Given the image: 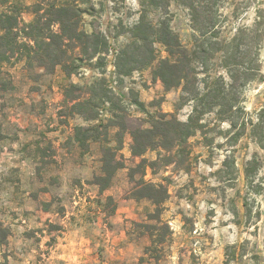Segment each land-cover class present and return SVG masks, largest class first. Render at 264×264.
I'll use <instances>...</instances> for the list:
<instances>
[{
    "label": "rangeland",
    "instance_id": "rangeland-1",
    "mask_svg": "<svg viewBox=\"0 0 264 264\" xmlns=\"http://www.w3.org/2000/svg\"><path fill=\"white\" fill-rule=\"evenodd\" d=\"M68 1L84 11L80 27L103 32L109 50L102 59H89L80 47L70 49L63 54L68 73L53 64L54 50L44 43L30 57L22 44L0 66V239L6 235L0 264H264V149L248 129L234 144L229 139L264 106V35L261 73L241 88L250 115H193L194 132L182 145L161 146L171 145L168 135L136 156L131 131L163 116L149 112L188 121L196 102L182 86L166 89L154 65L128 76L117 73L116 55L132 42L130 29L142 15L140 0H0V10L19 15L22 43L30 41L24 27L39 3L46 14L52 3ZM219 5L221 38L264 21V0ZM162 15L152 11L149 18ZM170 17L191 45L188 9L172 0ZM51 29L60 33L57 23ZM156 48L168 55L163 45ZM238 58L249 63L248 56ZM224 64L218 53L214 72L228 76ZM236 116L234 128L228 119ZM90 125H99L98 136L82 145L75 129ZM119 130L124 166L102 190L96 183L105 175L102 156L109 145L120 146ZM227 156L234 165H224Z\"/></svg>",
    "mask_w": 264,
    "mask_h": 264
},
{
    "label": "trees",
    "instance_id": "trees-1",
    "mask_svg": "<svg viewBox=\"0 0 264 264\" xmlns=\"http://www.w3.org/2000/svg\"><path fill=\"white\" fill-rule=\"evenodd\" d=\"M172 0H140L142 15L130 29L132 42H129L116 55V68L120 76H128L135 70L154 65L153 74L163 83L166 89L182 86L183 92L189 99L195 101V107L188 121H181L176 117L166 118L168 113L156 111L150 126H137L131 131L133 142L131 151L134 155H143L148 149L161 145L163 138L171 135V145H161L173 148L182 145L194 132L193 115H204L213 110L217 115H250L242 104L240 95L242 89L250 81L255 80L261 73L260 51L263 40L264 21L256 19L252 26H240L232 37L221 38L222 26L219 25V3L223 0H175L189 11L193 29L191 45L182 41L171 24L170 4ZM42 3H39L34 12L35 18L26 25L28 42L20 43L19 15L13 11L0 10V66L11 62L14 54L21 45L25 46V54L31 56V51L38 49L44 43L49 50H54V65L60 64L63 69L71 73L63 54L80 47L89 59L99 56L109 50V40L105 34L97 29L87 31L80 27L83 9L79 4L63 2L52 3L47 13H42ZM152 11L162 12L163 15L154 21L149 18ZM48 16V21L44 18ZM59 24L60 33L52 32L51 26ZM28 28V29H27ZM50 30L51 33H48ZM47 38H50L49 40ZM34 41V43H32ZM66 41V42H65ZM165 47L167 56H161L156 44ZM67 45V46H66ZM21 51V50H20ZM27 52V53H26ZM222 53L225 58L224 68L228 76L215 73V58ZM249 57L245 66L238 57ZM236 58L235 60H232ZM141 110H146L143 101L135 97L133 101ZM81 101L78 104H83ZM77 104V103H76ZM115 115V108H112ZM148 112V111H146ZM165 115V117H164ZM172 115V114H171ZM255 118L250 117L241 123L242 132L233 133L229 139L237 142L246 129L254 136L264 149V106L257 112ZM231 127H236V118L228 119ZM99 125L77 126L76 137L85 145L88 138L98 136ZM97 134V135H95ZM120 146L113 148L110 145L104 149L102 169L104 176L97 177L96 183L106 189L117 169L124 166V161L118 157V150L123 145V130L116 133ZM234 157L227 156L224 165H234ZM247 178L251 177L250 167L246 169ZM144 186L146 183L142 180ZM147 188L154 190V184H147ZM148 196L155 202L157 199L151 193ZM6 238V235L5 237ZM0 239V242L4 241Z\"/></svg>",
    "mask_w": 264,
    "mask_h": 264
}]
</instances>
